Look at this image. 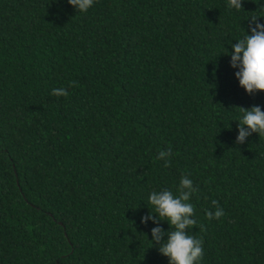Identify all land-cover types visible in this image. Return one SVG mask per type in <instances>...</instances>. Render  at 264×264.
<instances>
[{
  "label": "trees",
  "instance_id": "1",
  "mask_svg": "<svg viewBox=\"0 0 264 264\" xmlns=\"http://www.w3.org/2000/svg\"><path fill=\"white\" fill-rule=\"evenodd\" d=\"M254 15L264 0H0V264H170L151 241L170 223L142 217L182 174L198 264H264V135L236 143L264 92L230 56Z\"/></svg>",
  "mask_w": 264,
  "mask_h": 264
},
{
  "label": "clouds",
  "instance_id": "2",
  "mask_svg": "<svg viewBox=\"0 0 264 264\" xmlns=\"http://www.w3.org/2000/svg\"><path fill=\"white\" fill-rule=\"evenodd\" d=\"M79 13L87 12L93 6L94 0H68ZM244 0H229V7L237 10L243 8ZM262 16L250 17L249 25L251 34L245 35L238 43L233 44V51L230 52L231 66L238 68L235 73L240 86L249 94L254 92H264V24L259 23ZM229 55V54H228ZM215 74V73H214ZM75 86L76 82H72ZM53 96H67L68 92L64 88L52 90ZM243 113L239 121V135L236 143L243 144L246 138L252 133L264 135V111L259 106L245 109L236 106ZM171 149L160 151L157 155L158 160H163L165 166L170 164ZM197 191L193 181L187 175L181 176L179 182L178 195H174L170 190L153 191L148 200L152 206L150 213L142 217V222L147 224L148 220H153L157 225L161 221H168L171 229L167 232L157 226L152 229V237L155 244H159V252L167 256L170 264H198L204 255L202 241L190 235L187 229L197 226V221L193 218L194 208L189 200ZM212 205L215 211L209 209L206 212L209 220L220 219L224 211L219 207V202L213 200ZM158 214V217H157ZM165 235L168 239L164 240Z\"/></svg>",
  "mask_w": 264,
  "mask_h": 264
}]
</instances>
